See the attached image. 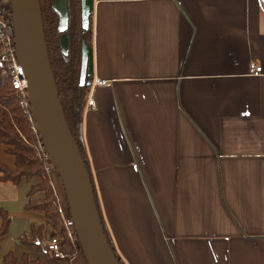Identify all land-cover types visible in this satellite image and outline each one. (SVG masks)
<instances>
[{
    "label": "crops",
    "instance_id": "crops-1",
    "mask_svg": "<svg viewBox=\"0 0 264 264\" xmlns=\"http://www.w3.org/2000/svg\"><path fill=\"white\" fill-rule=\"evenodd\" d=\"M91 14V83H105L90 88L95 109L85 98L81 138L117 256L264 264V0H93ZM36 182L0 183L12 218L0 264L9 252L17 264H87L21 242L31 225L50 229L24 209Z\"/></svg>",
    "mask_w": 264,
    "mask_h": 264
},
{
    "label": "trees",
    "instance_id": "trees-1",
    "mask_svg": "<svg viewBox=\"0 0 264 264\" xmlns=\"http://www.w3.org/2000/svg\"><path fill=\"white\" fill-rule=\"evenodd\" d=\"M39 2L47 56L64 117L90 175L80 128L85 98L91 86L88 81L92 79V76L86 75L84 82L81 83L80 66L82 45L85 44L91 49L93 46L92 14L89 16L88 27L84 28L81 21V0H66L67 26L64 30H60L58 12L54 7L55 0H39ZM8 6L10 21H12L11 6L10 4ZM63 35H67L68 38L66 53L62 51L59 41ZM3 71L4 66L0 63V143L6 146V153L14 157L15 164L13 168H10L0 162V183L11 182L13 185H18L23 179L27 182L36 180L37 182L30 186L27 193L24 209L42 212L45 223L50 227V230L44 231L43 225L39 227L31 225L30 237H22L21 242L34 245L39 252H43V238L58 236L61 240V248L66 253L71 254L76 250L82 253L73 224L70 223L68 226L64 224L63 215L71 219L68 206L66 204V207L60 209L52 184V177L45 170V165L50 162L44 161L36 154L34 149L35 137L31 130V123L20 107V95L17 89L12 86L10 76ZM95 199L110 246L119 263L124 264L111 244L102 220L96 194ZM0 217L2 219L1 238L8 232L12 218L1 206ZM68 231L72 233L76 246L71 242ZM21 260L23 264H40L39 258L30 260L27 254H23ZM1 264H17V258L12 252H9L2 257Z\"/></svg>",
    "mask_w": 264,
    "mask_h": 264
},
{
    "label": "water",
    "instance_id": "water-1",
    "mask_svg": "<svg viewBox=\"0 0 264 264\" xmlns=\"http://www.w3.org/2000/svg\"><path fill=\"white\" fill-rule=\"evenodd\" d=\"M14 45L26 79L35 123L52 166L61 179L71 221L87 264H120L107 236L96 204L85 161L68 128L47 56L39 0H9ZM60 30L67 26L66 0H55ZM93 0H81V21L88 27ZM10 20V19H9ZM67 52L68 38L59 39ZM92 75V49L82 45L80 82ZM91 80L88 81V84ZM81 132V128H80Z\"/></svg>",
    "mask_w": 264,
    "mask_h": 264
},
{
    "label": "built area",
    "instance_id": "built-area-1",
    "mask_svg": "<svg viewBox=\"0 0 264 264\" xmlns=\"http://www.w3.org/2000/svg\"><path fill=\"white\" fill-rule=\"evenodd\" d=\"M9 0L0 1V63L4 66L3 73L8 74L11 78L12 86L17 89L18 94L20 95V107L22 108L24 114L27 116L28 120L31 123V130L35 137L34 149L36 154L46 162H50L49 156L47 154L46 148L42 142L39 131L37 129L34 115L29 103L28 94H27V84L24 77V72L21 64L18 61L16 49L14 45V36L11 30L9 23ZM262 73V67L255 63L251 62L249 64V74L252 76H258ZM104 80L95 79L91 83L90 88L93 86L104 84ZM86 106L91 109L96 108V101L93 97L92 92L89 90L86 97ZM45 170L50 175L53 173L54 168L51 162L45 165ZM62 210V207L60 206ZM64 224L68 226L72 223L71 219L66 218L63 215ZM69 238L74 246H76V241L71 232L68 231ZM60 238L58 236H52L44 242V253L53 260H66L71 257V254L66 253V251L61 248Z\"/></svg>",
    "mask_w": 264,
    "mask_h": 264
},
{
    "label": "rangeland",
    "instance_id": "rangeland-1",
    "mask_svg": "<svg viewBox=\"0 0 264 264\" xmlns=\"http://www.w3.org/2000/svg\"><path fill=\"white\" fill-rule=\"evenodd\" d=\"M51 179H52V183H53V186H55V188L58 190L57 191V194H56V199H57V203H61V205L63 204L64 207H66V198L64 197V188H63V185H62V182H61V179L60 177L58 176L57 174V171L54 170L53 171V174H51ZM50 230V229H49ZM74 252V251H73ZM32 255H36V253H32Z\"/></svg>",
    "mask_w": 264,
    "mask_h": 264
}]
</instances>
